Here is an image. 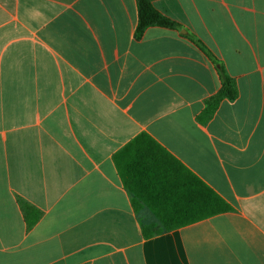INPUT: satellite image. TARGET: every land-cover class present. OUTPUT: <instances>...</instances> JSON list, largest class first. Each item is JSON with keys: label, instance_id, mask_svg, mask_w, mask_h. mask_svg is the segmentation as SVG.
<instances>
[{"label": "crops", "instance_id": "1", "mask_svg": "<svg viewBox=\"0 0 264 264\" xmlns=\"http://www.w3.org/2000/svg\"><path fill=\"white\" fill-rule=\"evenodd\" d=\"M149 1L183 29L136 40V0H0V264H264V0ZM186 34L238 82L206 125L221 80ZM143 133L232 210L145 239L114 163Z\"/></svg>", "mask_w": 264, "mask_h": 264}, {"label": "trees", "instance_id": "2", "mask_svg": "<svg viewBox=\"0 0 264 264\" xmlns=\"http://www.w3.org/2000/svg\"><path fill=\"white\" fill-rule=\"evenodd\" d=\"M138 24L135 39L140 40L149 28L181 31L183 27L161 13L149 0H136ZM214 65L220 80L219 91L206 100L198 115L200 124H208L225 100L239 97L237 80L225 65L197 36L183 35ZM119 176L132 195L134 209L147 208L155 221L142 220L145 239L170 232L212 216L230 212L232 207L190 172L180 161L148 134H141L114 156ZM38 216L36 220L39 218ZM34 222H30V227Z\"/></svg>", "mask_w": 264, "mask_h": 264}, {"label": "water", "instance_id": "3", "mask_svg": "<svg viewBox=\"0 0 264 264\" xmlns=\"http://www.w3.org/2000/svg\"><path fill=\"white\" fill-rule=\"evenodd\" d=\"M182 33H183V34H185V33H186V31H182Z\"/></svg>", "mask_w": 264, "mask_h": 264}]
</instances>
